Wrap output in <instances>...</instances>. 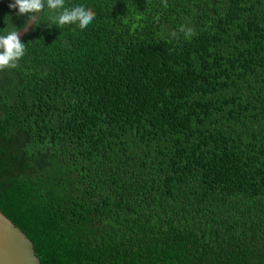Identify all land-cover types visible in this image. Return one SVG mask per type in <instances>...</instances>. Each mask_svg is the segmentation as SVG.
I'll use <instances>...</instances> for the list:
<instances>
[{"label":"trees","instance_id":"trees-1","mask_svg":"<svg viewBox=\"0 0 264 264\" xmlns=\"http://www.w3.org/2000/svg\"><path fill=\"white\" fill-rule=\"evenodd\" d=\"M41 2L0 69V213L38 264H264V0Z\"/></svg>","mask_w":264,"mask_h":264},{"label":"clouds","instance_id":"clouds-1","mask_svg":"<svg viewBox=\"0 0 264 264\" xmlns=\"http://www.w3.org/2000/svg\"><path fill=\"white\" fill-rule=\"evenodd\" d=\"M64 3L65 0H47L50 10L62 9L52 18L53 22L59 26L78 23L80 29H85L95 19V13L91 9H86L83 5L66 8ZM8 6L10 9H18L17 15L31 14L33 16L44 9L41 0H14V3H10ZM17 34V30H11L6 35H0V47L3 48V52H0V69L5 66L16 67L14 62L25 54V45L21 44ZM188 34L191 35L190 29Z\"/></svg>","mask_w":264,"mask_h":264},{"label":"water","instance_id":"water-1","mask_svg":"<svg viewBox=\"0 0 264 264\" xmlns=\"http://www.w3.org/2000/svg\"><path fill=\"white\" fill-rule=\"evenodd\" d=\"M38 13L26 22L17 34L18 39L32 28ZM2 47H0L1 51ZM0 264H38L27 238L0 213Z\"/></svg>","mask_w":264,"mask_h":264}]
</instances>
